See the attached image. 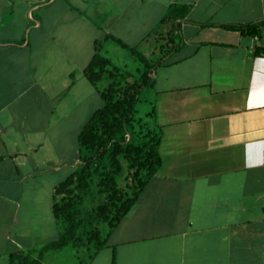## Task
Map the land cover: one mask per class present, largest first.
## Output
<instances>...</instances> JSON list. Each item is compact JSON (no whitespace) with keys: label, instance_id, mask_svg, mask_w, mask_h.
Returning <instances> with one entry per match:
<instances>
[{"label":"crops","instance_id":"crops-1","mask_svg":"<svg viewBox=\"0 0 264 264\" xmlns=\"http://www.w3.org/2000/svg\"><path fill=\"white\" fill-rule=\"evenodd\" d=\"M171 4L188 14L161 25ZM171 29L146 96L161 164L89 264H264V0H0L1 260L59 236L53 190L102 105L83 76L97 47Z\"/></svg>","mask_w":264,"mask_h":264},{"label":"trees","instance_id":"trees-1","mask_svg":"<svg viewBox=\"0 0 264 264\" xmlns=\"http://www.w3.org/2000/svg\"><path fill=\"white\" fill-rule=\"evenodd\" d=\"M188 11L187 6L171 4L160 24L184 18ZM229 29L245 35L257 33V29L250 25ZM152 34L154 33L147 35L144 40L149 39ZM176 38L174 29L155 38L157 42H161L158 49L165 51L155 64L149 63L137 47H129L113 39L144 68L132 81L129 80L128 73L112 66L110 59L102 56L97 47V52L83 70V76L96 88L102 105L92 113L78 135L80 167L53 190L51 209L53 217L61 225L59 236L39 251L36 259L19 252L10 254V264H41L46 251L62 250L67 246L85 247L89 260H92L107 245L109 236L139 199L161 164L158 154L161 133L148 125L146 129L141 125L135 131L134 125L140 124L135 119L136 105L141 91L151 85L149 74L152 69L162 64L163 58L175 50ZM102 80L107 83L99 88L98 83ZM153 114L152 107L147 116L152 118ZM93 183L94 194L99 195L102 200L92 208V213L86 220L90 229L79 232V227L83 224L79 218L80 208L84 195L92 194L90 190ZM100 222L107 227L102 237L96 226ZM90 245L94 248L92 253Z\"/></svg>","mask_w":264,"mask_h":264},{"label":"rangeland","instance_id":"rangeland-1","mask_svg":"<svg viewBox=\"0 0 264 264\" xmlns=\"http://www.w3.org/2000/svg\"><path fill=\"white\" fill-rule=\"evenodd\" d=\"M166 29L162 28V32H165ZM159 44L161 42H149L143 43L138 46V51L142 52V54L146 57L149 63L155 64L157 61V57L159 56V52L156 51L158 49ZM101 54L110 59L112 66L121 69L122 71L128 73L130 75L129 80L132 81L139 76V73L144 71L142 64L137 60L134 59L126 49L121 48L120 46L114 43H108L102 50ZM106 81L102 80L98 83V87L102 88L106 85ZM149 88H145L141 91L139 102L136 105V114L135 119L140 121L139 125L135 124L134 129L138 131L139 126L142 125L143 129H146V125H150V118L147 116V113L150 112V105L149 100L146 97L148 95ZM129 138V136H127ZM90 192L92 194L84 195V200L82 206L80 208V216L79 218L82 219L83 224L79 227V232H83L90 229V226L87 225L86 220L88 219L89 215H91L92 208L98 204L102 198L94 194L95 186L94 183L92 184ZM36 223V221H34ZM37 221L36 224H38ZM35 224V225H36ZM60 224V223H59ZM61 226V225H60ZM96 226L100 230L101 237L105 235L107 231V227L104 223L100 222L97 223ZM109 250H103L100 254L96 257V263L102 264L105 260H107V255H109ZM90 252H94L93 246L90 245ZM51 254H43L42 256V263L41 264H89L91 260H89L88 252L84 248H73L67 246L59 251H50ZM108 253V254H107ZM38 256V255H37ZM37 258V257H36ZM0 264H8L6 261L0 259Z\"/></svg>","mask_w":264,"mask_h":264}]
</instances>
